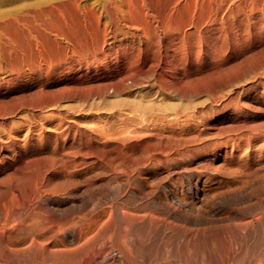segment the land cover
<instances>
[{"label": "bare ground", "instance_id": "6f19581e", "mask_svg": "<svg viewBox=\"0 0 264 264\" xmlns=\"http://www.w3.org/2000/svg\"><path fill=\"white\" fill-rule=\"evenodd\" d=\"M39 1L37 3H31L30 1H27L29 3L24 2L21 6L19 5L20 7H18V9H16L15 11L13 10L14 12L10 11V13L7 12L6 14L0 15V31L3 30L10 22L13 26L16 27V29L22 32L21 39L18 41H15L18 39V37H16L17 39H14V36L13 39H5L7 40V44H5V42L3 41L5 49L4 52L0 51V70L2 66L11 73L16 69L15 67L20 64L21 66H24L27 69H31L32 71H37L38 73H40L41 70L44 69L43 76L45 80H48L51 78V68L60 69L55 72L58 73L53 77V81H56V83L64 80L61 75L63 76L64 73L67 74L72 72V78L65 79V83H63L56 89H47V91L49 92H46V90L43 89V91H45H42L43 95L44 93H46V95L48 93V95L36 100V104L34 103L35 109L36 106L43 107L51 104L52 107L50 108H54L53 104H57L58 102H60V100L58 102L56 100L63 97L67 99H77L81 103L82 101L84 102L87 100L89 101L90 99L98 98L99 100L97 99V102L95 104L96 106L94 105L97 108V106L99 105L98 103L101 99H105L110 95L127 93L136 86L142 87V90L140 89V91L145 92V94L146 92L147 94L149 93L148 90L154 91V89H156L157 91H155V93L159 92L164 97H172V99L173 97L175 99L179 98V101L181 98H184L186 96L190 97V95L197 93L199 95V93H201V91L203 92L204 90H206V92L208 91L209 93L213 90L211 87H213L212 85L215 76L213 70L210 68V65H208L202 73H199V71L197 72L190 67L192 63H198V56L202 47V39L209 38L210 33L212 32L213 27L216 26L217 22L220 24L225 23L227 22L226 20H228L226 18L231 15L235 18L236 14L237 16H240V14H244L245 18H248L250 17L249 15H252L254 13L264 14V0H93L86 2L83 1L84 3H82V0H50L46 3H44L45 0L43 3H39ZM243 23H245V21ZM233 26H235V24ZM249 27H251V25ZM236 34H234V36ZM0 40L2 39L0 38ZM244 40L246 41V39ZM3 42L0 44H3ZM261 50H264V48H262ZM262 53H264V51H262ZM208 54L209 53H207V56H210ZM253 54L258 55L256 53ZM255 62L257 63V61ZM19 73H21V71ZM2 74H4V72ZM226 77H228V75ZM41 79L43 78L41 77ZM69 79L71 80L70 83L68 82ZM227 80L231 81V79L229 78ZM148 83H150V85H148ZM219 88L221 87L219 86ZM212 93L214 92L212 91ZM20 96V99H23L22 94ZM29 96L30 95H28V98ZM31 96L32 100L33 97H36L37 95ZM39 96H41V94ZM126 96L123 95V97H121L124 98ZM143 96L139 97L140 100L141 98H143ZM25 97L26 99H28L27 95ZM116 97L118 96H115L114 98ZM209 97L211 96L209 95ZM16 99H12L14 100L13 104L17 102H15ZM127 99L128 98H125L123 100L125 101ZM135 99L133 100L135 101ZM147 99L149 98H146V101ZM151 99H149L150 103H141L145 101L144 99V101H138V103L132 102L130 100V102L127 104L130 108L131 115L127 116L126 114V117L124 116V118L120 119V121L118 122H121V120L122 122L118 126L115 124V126L117 127L108 124V126H104V128L100 127V123H98V125L96 126H99V128L101 129L97 131L96 127L97 133L95 134H92L93 130L90 132V130H86V128H84L85 130L80 131L81 136L84 140L82 145L77 148H68V150L65 151H54L48 158L46 155L45 160L36 159L38 160L37 162H39V160H41L40 162H42V160L45 161L46 165L43 164L44 162L42 163L43 165L39 164L40 166L36 168V172L34 171V173H36V175L33 174V176L35 177H33L34 179L26 177L25 179L23 178L20 181H13L14 183L11 184L8 183V187L6 185L8 189H11L10 191H13V189L19 190L21 192V195L19 193L20 197L18 199L16 195L14 196V194L16 193V191H14V194L9 196L10 198H7L8 200H6L5 203L2 202L4 204V211L2 210L3 214L2 216L0 215V264H150L149 262H151L152 259H156L154 254L158 251V249H160L159 251H161V257L166 256L168 257V260L164 263L157 261V263L155 262L156 264H182L181 262L186 260L191 264H195L197 263V261H199V264H216L217 261L219 262L221 258L230 260L228 257L232 256H229V254L234 255L231 253V250L235 249L236 247L239 248V252L237 254L235 253V260L233 259V261H236L237 264L259 263V258L258 262L256 260H252L251 258H253L254 253H257L259 251H257L259 247L264 248V209L261 210V216L259 217L261 219V222L258 221L259 218L257 219L256 217H252L249 221L243 223L241 222L242 220H239L240 222L237 220L240 216H242V212H244V210H249L252 214V210L257 207L258 200H256L257 202L252 201V203L250 200H253L255 198L254 196L255 194H257L256 190L258 186L264 185V162L260 161L255 167H250V164H247L248 166L241 164L230 165L229 163H232L230 162V160L229 163L227 162L228 160L224 161V154L219 153L213 149H207V145L206 148H201V146H198V143V149H195L196 146H192V148L190 147L191 149H183L184 147L174 148V146L173 148H167L166 145L169 143L170 147V141L172 142L175 137L173 140L171 137H169L170 141L162 140L160 138L161 136H157L160 134H155L156 132L154 134L149 133V130L151 129L148 130L147 124L149 122L147 123L146 121L149 118L146 113L149 110H154V108H156V111L160 108L155 102L152 103ZM153 99H155L156 101V98ZM112 100L118 101L119 99L117 98ZM27 101L24 100L26 104ZM110 101L111 99H109L108 101L106 100L107 103L109 102L112 105L111 102L113 101ZM124 101L122 102L123 104H125ZM80 102H78L79 107L82 105H79ZM91 102L88 103L91 104ZM106 102L103 103L106 104ZM120 102L118 104H120ZM211 102L212 100L210 101V103ZM170 103L171 102H169V104ZM190 103V106H194L195 104V102H193L194 104ZM67 104L71 105L69 102ZM76 104H73V106L75 105V107L78 108ZM115 104L116 102L114 101V105ZM203 104L198 103V105H202V107ZM207 104L205 106H207ZM5 105L8 106L9 104L7 103ZM28 105L30 106L29 103ZM28 105L26 106L27 109ZM60 105L59 109L63 107H61ZM92 105L93 104H91V106ZM111 105L109 106L112 109L113 106ZM172 105L173 104H171L170 106ZM106 106L108 107V105ZM116 106L118 105H115L113 109ZM120 106L122 105L120 104ZM166 106L164 105V107ZM64 107L65 109L69 108L67 106ZM95 107L92 109H95V111H97ZM101 107L98 109H101ZM186 107L188 108L189 106L187 105ZM8 108L10 107H7L5 109H7L8 111ZM89 108H87V111H89ZM116 108L118 110L120 109L118 107ZM45 109L48 108L45 107L42 110ZM105 109L107 108H104V110ZM109 109L110 108H108L107 111L111 110ZM123 109L124 108H122L121 110ZM163 109L160 111L163 112ZM9 110L11 111V109ZM69 110L70 108L68 109V111ZM71 110L73 111V109ZM82 110L85 113L86 109ZM125 110L126 109H124L123 111ZM159 110L158 112H160ZM7 111H3L2 109L1 112L5 113ZM49 111L50 112L46 113L47 115L48 113H51V110ZM75 111L76 110H74V112ZM21 112H19V114H21ZM23 112L27 113L28 111ZM92 112L93 111H91V113ZM4 113H2V115ZM76 113L77 112H75V116ZM115 113L121 115V112L116 111ZM164 113H166V111H164ZM57 114L56 118L58 116ZM5 115L6 114H4V117H6ZM65 115L68 116V114ZM65 115L63 116L64 118ZM159 115H156V117ZM175 115L177 116L178 114L176 113ZM31 116L32 118H34L33 114ZM50 116H52V114ZM121 116H123V114ZM137 116L139 118H137ZM43 117L41 118V120L43 119ZM18 119L16 118L17 122ZM46 119L49 118L47 117ZM61 119L63 120V118ZM93 119H95V117ZM39 120L40 119H38V122ZM55 120L56 122L58 121L57 119ZM70 120H72V118ZM96 120L98 121V119H95V122ZM156 120H158V118ZM32 121L36 122L37 120L32 119ZM152 122L156 121L153 120ZM31 123L34 124V122ZM11 124L13 125V123H11L10 121V125ZM16 124L17 123L15 122L14 125ZM154 124L155 123H153L152 125ZM18 125L19 124H17V126ZM102 125L104 124L102 123ZM65 126L69 130L76 131V128L71 122ZM79 126L80 125H78V127ZM159 127L162 126L160 125ZM8 128H10L11 130V126ZM35 128H37V126H35ZM173 128H175V126ZM181 128L183 129V127ZM50 129L51 128H49V130ZM53 130L57 131L56 129ZM167 130L169 131V128ZM26 131L28 130L26 129ZM38 131H40V129ZM176 132H178V130ZM209 136L210 138H213L214 135ZM209 136L207 138H209ZM195 137L193 136V138ZM193 138L191 139H197ZM229 138L227 140H229ZM179 139L180 138H177V140ZM185 139H187V137ZM182 141L187 143V140H184V137ZM182 141L180 140V142ZM189 141L190 140L188 139V143ZM245 141L249 143L248 140ZM174 142H176V139ZM261 143L262 145H264V142ZM176 144H178V141L176 142ZM215 145L216 143L214 144V146ZM245 147L243 148L246 150L248 147ZM26 156L27 155H25V157ZM218 157H223L224 160L220 162H217L215 160L213 161L214 158L216 159ZM258 157H260V155ZM40 158H43V156ZM176 158H186L189 162L195 161L192 167H185V170H187L185 171V173L182 172L181 175H184V181L180 182L179 180L175 179L176 177L174 178L175 180L172 179L170 175L171 171L168 174H163L160 173L161 171L158 172L152 170L153 168L151 169V167H154L155 164L161 163L162 160L172 159L174 161V159ZM257 160L258 159H256V161ZM31 162L33 163V161ZM34 162L36 161L34 160ZM177 162H180V160H178ZM36 164L38 163H35V165ZM31 166L29 168H32ZM79 167L89 169L93 168V170H99L100 168L101 171L99 170V172H96V170H94V172L92 170V173H94L93 175H98L97 177L100 176L101 178H103L104 182L107 183V185H105L107 187L110 181L114 183H110L109 186L111 187L109 189L106 188L108 189L107 191L105 190L106 193L103 192V194L101 192V197L99 196L101 194L95 195L96 200L94 199V201L92 202L89 199L90 197L88 198V192H86L88 199L86 197V199L81 198L78 196L80 193H77L78 195L75 193L77 192V190H79L77 189L78 182L74 180L75 178L73 179L72 177L73 172L77 168L79 169ZM156 167L158 168V166ZM23 168L24 166L21 167L20 170ZM29 168L27 167V169ZM15 170L16 168H14V171ZM181 171L183 170L181 169ZM16 172L17 171L12 173L17 179L16 175L18 173ZM50 172L56 174L53 180L49 178L50 176L48 177V173ZM7 174H10V172ZM52 174L50 175L52 176ZM87 175L85 178H87ZM25 176L23 175V177ZM94 176L92 178L88 176V178H90L89 180H94L95 178H97H94ZM6 177H8V175H6ZM10 177H12V175ZM184 178L182 176L181 179ZM9 180L10 179H8V181ZM102 181L100 182V184H105ZM9 182H11V180ZM87 182L88 181H86V184ZM0 184L2 186L3 183ZM93 185L91 184L90 187L92 188ZM157 185H160V188L162 186V192L158 191L160 188L157 190ZM87 186H85V188ZM94 187H99V185ZM95 189L96 188L92 190L93 194L91 195L93 196L95 194L94 191H96ZM99 189H101V187H99ZM98 191H102V189L97 190V192ZM261 195L262 198H264V193L260 194V196ZM98 196L100 198L97 199ZM1 201L5 200L3 199ZM244 201L250 202H247L248 204L246 206L238 205L237 207L236 205H234V207L232 206V208L230 209H228L227 207V210L225 212L223 211L228 204H238L243 203ZM258 204L264 206L260 204V202ZM2 211L0 212L2 213ZM255 211L256 210H254V212ZM258 212L259 211L255 213L258 214ZM245 216H247L246 212ZM230 219H237V222L231 221ZM209 220H215L217 222L224 220L226 222V220H230V223L232 222V224L234 225V229H232L233 227L231 228L229 226L233 230V234L235 236L233 237V240L235 238L234 243H232V239H229V236H227L226 234L224 235L223 233L222 235L220 233V229L219 234L222 235L221 237L223 238L224 243L223 240H221V242L219 243L224 244V248L222 247L223 250L221 248L216 249L215 247H212V245L208 244V241H210V239L205 236L206 233L204 231L203 232L205 233V235L203 233L202 238H199V232L197 238L195 235L196 233L193 234L192 231H188L187 229H185L184 231H175L173 229L177 227V223L179 222H184L188 225L195 223H206ZM209 222L211 223V221ZM169 224L172 225V227L170 226L171 228L169 227ZM228 224L226 226H228ZM187 225L186 227L189 226ZM198 225L200 226L201 224ZM255 226L258 228V234L255 233ZM190 227L191 225L189 226V230ZM209 228H211V226ZM195 229L193 230L194 232H196ZM167 230L170 231H168L167 233ZM205 231H207V229ZM231 232L229 231V233ZM208 233L209 232H207V234ZM230 236L232 237V234ZM221 237L219 238L221 239ZM217 238L218 237L215 238L216 241H218ZM212 240H214V238ZM231 243L234 244L235 247L233 246L232 248ZM153 256L154 258H152ZM156 256L159 255L156 254ZM166 257L163 259H166ZM256 257L258 256H255V258ZM260 257L262 258L261 263L264 264V255L261 254ZM222 260L225 262L224 259ZM155 263L153 262L152 264Z\"/></svg>", "mask_w": 264, "mask_h": 264}, {"label": "rangeland", "instance_id": "374dc122", "mask_svg": "<svg viewBox=\"0 0 264 264\" xmlns=\"http://www.w3.org/2000/svg\"><path fill=\"white\" fill-rule=\"evenodd\" d=\"M27 1H30L31 3H34L35 1L34 0H0V15H3V14H6L7 12L8 13H10V11L11 12H14L16 9H18V7H20L24 2L26 3ZM32 1H34V2H32ZM39 0H37L35 3H37ZM50 0H45V2H44V0H40L39 1V3H46V2H49ZM86 2V1H93V0H82V3H84V2ZM27 3H29V2H27ZM20 5V6H19ZM6 7V8H5ZM14 10V11H13ZM261 15V16H260ZM250 17H246L245 18V15L244 14H240V16H237V14L235 15V18L231 15V16H229V17H227L226 19H228V20H226L227 22H225V23H222V24H220V23H218L217 22V24H216V26H214L213 27V29H212V32L210 33V36H209V38H204V39H202V41H201V50H200V54H199V56H198V63L197 64H191L190 65V67H191V69H194V70H196L197 72L199 71V73H202L205 69H206V67L208 66V65H210V68L213 70V73H214V81H213V87H211L212 89V91L214 92V93H212V91L211 92H209L208 93V91L206 92V90H204L203 92L201 91V93H199V95H198V93L197 94H193V95H190V97H188V96H186V97H184V98H181L180 99V101L178 100L179 98H174L173 97V99H172V97H164L163 95H161L159 92H157V93H155V91H157L156 89H154V91H150V90H148V94L150 95H148L147 94V92H146V94H145V92H143V91H140V89L142 90V87H138V86H136V87H134L133 89H131L129 92H127V93H121V94H119V95H110L109 97L107 96L105 99H101L100 101H99V107L97 106V108L95 107L96 105V102H97V99H90L89 101L87 100V101H82V103L80 102V101H78L77 99H67V98H59V99H57L56 101L58 102L59 100H60V102H55V103H57V104H53V107L54 108H50V107H52V104L51 105H47V106H49V107H47V106H43V107H37L36 106V109L38 110V112H37V110L34 108L35 106V104H36V100H38V99H40V98H43L44 96H47L48 95V93H47V95H46V93H44V95H43V92H45V91H43V89H45L46 90V92H49V91H47V89L48 90H54V89H56L57 87H59L60 85H62L63 83H65L64 81H65V79H68V78H72V72L71 73H64L63 74V76L61 75V77L64 79V80H62V81H60V82H58V83H56V81H53V77L55 76V74H57V73H55L56 71H58V70H60V69H53V68H51V73H50V76H51V78L50 79H48V80H45V78H44V69H42L41 70V72L40 73H38L37 71H32L31 69H27V68H25L24 66H21L20 64V66L19 65H17L15 68V70L13 71V72H9V71H7V69H5V68H3L2 66H1V72L3 73L4 72V74H2L1 72H0V109H1V111H2V109H3V111L4 110H6L7 111V109H5V108H7V107H10V108H8V113L7 112H1L0 114L2 115V113H4V114H6L5 116L6 117H4V114L1 116V118H0V183H3L2 184V186H1V184H0V202L2 203V202H6V200H8L10 197L9 196H11V195H13L14 194V191H16V193L14 194V196L16 195V197L19 199V197H20V195H21V192L19 191V190H15V189H13V191H10L11 189L9 188H7L8 187V185L9 184H11V183H14V182H17L18 180L20 181L21 179H25L26 177H28V178H33L34 176H33V174L34 175H36V173H34V171L36 172V168L37 167H39L40 165H43V164H45L46 165V163H45V161H43V160H45V158H46V155H47V158L51 155V153H53L54 151H65V150H68V148H77V147H79L80 145H82V143H83V137L81 136V130H85L84 128H86V130L88 129V130H90V132L92 131V134H95V133H97V131H99V129H101V128H99V126L100 127H106V126H108V124H111V125H113L114 127H117L119 124H121V122H122V120H121V122H118V121H120V119H122V118H124V116L126 117V114H127V116H129V115H131L130 114V108L128 107V104L127 103H129L130 102V100L132 101V102H136V103H138V101L139 102H141V101H144V102H141V103H150V100L149 99H151V102L152 103H156V104H158V107H162V104H163V107L160 109V110H162L163 108V110L164 111H166V113H164V111L163 112H161L159 109V111L160 112H158V110L156 111L155 109L156 108H154V110H149L146 114H147V116H148V120L146 121L148 124V130L149 129H151V130H149L148 132L149 133H155V134H160V135H157V136H161L160 138L162 139V140H168V141H170V138L169 137H171L172 138V140L174 139V137H175V139H176V142L178 141V144H176V142H174L175 141V139L171 142L170 141V143H171V145H170V147H169V143L166 145V147L167 148H173V146H174V148L175 147H177V148H183V149H191L192 148V146L193 147H195V149H198L197 147L198 146H201V148H206L207 146V149H213V150H215V151H217V152H219V153H222V154H224V159H223V157H218V158H214L213 159V161L215 160V161H217V162H220V161H222V160H224V161H227L228 163H229V160H230V162H232V163H229L230 165H233V164H235V165H246V166H248L249 164V166L250 167H255V166H257L258 165V163L261 161V162H264V159H262V158H264V145H262V143L261 142H264V138H262V137H264V136H262V135H264V61H262V60H264V55H262V54H264V53H262V51H264V50H261L262 48H264V43H262V42H264V17H262V16H264V14H261V13H254V14H252V15H249ZM254 16V17H253ZM258 17V18H257ZM232 18H233V20H232ZM242 18V19H241ZM237 19V20H236ZM237 22H235V21ZM239 20V21H238ZM249 20H250V22H249ZM254 20V21H253ZM245 21V23H243ZM262 21V22H261ZM232 22V23H231ZM235 22V23H234ZM259 22V23H258ZM242 23H243V25H242ZM254 23H257V24H254ZM229 24H230V26H229ZM235 24V26H233ZM239 24V25H238ZM222 25V26H221ZM238 25V26H237ZM251 25V27H249ZM254 25V26H253ZM256 25H258V26H256ZM9 26H10V28H9ZM232 26H233V28H232ZM240 26V27H239ZM9 29H8V28ZM222 27V28H221ZM228 27V28H227ZM242 27V28H241ZM245 27V28H244ZM14 28V29H13ZM245 30H244V29ZM256 28V29H255ZM261 28V29H260ZM217 29V30H216ZM253 29V30H252ZM228 32H227V31ZM4 31H6V32H4ZM227 33H226V32ZM234 31V32H233ZM251 31V32H250ZM220 32V33H219ZM245 32V33H244ZM261 32V33H260ZM5 33V34H4ZM17 33H18V35H17ZM236 33H238V34H236ZM8 36H7V35ZM234 34H236L235 36H234ZM257 34H258V36H257ZM260 34V35H259ZM2 35V36H1ZM11 35V36H10ZM16 35V36H15ZM21 35H22V32H20L18 29H16V27L15 26H13L12 25V23H8V25L3 29V30H1L0 31V38L2 39V40H0V43H2L3 41L5 42V44H7L6 42H7V40L9 39H13V36H14V39H17L16 37H18V39L17 40H15V41H18V40H20L21 39ZM227 35V36H226ZM20 36V37H19ZM237 37V38H236ZM248 37V38H247ZM261 37V38H260ZM241 38V39H240ZM252 38V39H251ZM5 39H7V40H5ZM228 39H229V41H228ZM244 39H246V41L244 40ZM259 39V40H258ZM212 40V41H211ZM262 41V42H261ZM4 42H3V44H0V46L2 47H0L1 48V50L0 51H3L4 52V49H5V45H4ZM216 42V43H215ZM239 44H238V43ZM253 44H252V43ZM246 43H249V44H246ZM259 43H261V44H259ZM258 44V45H257ZM4 45V46H3ZM251 46V47H250ZM253 46V47H252ZM255 46V47H254ZM208 47V48H207ZM243 47V48H242ZM245 48V49H244ZM253 49V50H252ZM256 49V50H255ZM209 51V52H208ZM203 53V54H202ZM207 53H209L208 55H210V56H207ZM228 53V54H227ZM253 53H256V54H258V55H255V54H253ZM219 54V55H218ZM261 56V57H260ZM259 60V61H258ZM255 61H257V63L255 62ZM210 63V64H209ZM217 63V64H216ZM240 65H241V67H240ZM236 66V67H235ZM19 67V68H18ZM21 67H22V69H21ZM222 67V68H221ZM244 67V68H243ZM26 70H25V69ZM230 68V69H229ZM237 68V69H236ZM19 69V70H18ZM200 69V70H199ZM241 69H243V70H241ZM239 70V71H238ZM16 71V72H15ZM21 71V73H19ZM29 71V72H28ZM7 72H8V74H7ZM32 73V74H31ZM225 73V74H224ZM241 73V74H240ZM228 75V77H226L227 75ZM2 75H3V77H2ZM8 78H7V77ZM41 77L43 78V79H41ZM232 77V78H231ZM236 77V78H235ZM225 78V79H224ZM231 79V81L230 80H227V79ZM69 79V83L71 82V80ZM20 80H22V81H20ZM42 80V81H41ZM224 80V81H223ZM227 80V81H226ZM225 82V83H224ZM221 83H223V84H221ZM215 84V85H214ZM148 85H150V83H148ZM218 86V88H217V86ZM38 86V87H37ZM219 86L222 88H219ZM25 87V88H24ZM35 87V88H34ZM39 88V89H37V88ZM42 87V88H41ZM216 87V88H215ZM28 88V89H27ZM23 89V90H22ZM26 89V90H25ZM42 89V90H41ZM147 89H149V88H147ZM220 89V90H219ZM3 92H2V91ZM31 90V91H30ZM137 92H136V91ZM21 91V92H20ZM28 91V92H27ZM43 91V92H42ZM134 91V92H133ZM216 91V92H215ZM18 92V93H17ZM154 92V93H153ZM206 92V93H205ZM26 93V94H25ZM28 93H30V94H28ZM32 93V94H31ZM34 93H35V95H34ZM37 93V94H36ZM134 93V94H133ZM153 93V94H152ZM211 93V94H210ZM10 94V95H9ZM16 94V95H15ZM22 94V97H23V99H20L21 98V95ZM41 94V96H39V95ZM138 94V95H137ZM145 94V95H144ZM207 94V95H206ZM214 94V95H213ZM216 94V95H215ZM219 94V95H218ZM19 95V96H18ZM24 95V96H23ZM27 95V98H28V95H33V96H36V97H33V99L31 100V98H32V96L30 97L29 96V98L28 99H26V96ZM123 97V95L124 96H126V97H124V98H122L121 96ZM133 95V96H132ZM138 97H137V96ZM146 97V98H149V99H147V101H146V98L144 97V96ZM155 96V97H153V96ZM209 95L212 97H209ZM39 96V97H38ZM115 96H118V97H116V98H114ZM120 96V97H119ZM140 96H143V98H141V100H140ZM148 96V97H147ZM162 96V97H161ZM216 98H215V97ZM11 97H13V98H10ZM38 97V98H37ZM112 97V98H111ZM158 97V98H157ZM8 98V99H7ZM17 98V99H16ZM35 98V99H34ZM119 99L120 101H121V99H122V101L120 102L119 100L117 101V100H114L115 102H116V104L115 105H118V106H116V107H118V108H120L119 110L115 107L114 109H113V107L115 106L114 105V101L112 100V99ZM125 98H128L127 100H123V99H125ZM130 98V99H129ZM136 98V99H135ZM137 98H139V99H137ZM153 98H156V101H155V99H153ZM160 98V99H159ZM167 98V99H166ZM207 98V99H206ZM211 98V99H210ZM3 99H4V101H3ZM6 99V100H5ZM12 99H16L15 100V104H13V102H14V100H12ZM18 99H20V100H18ZM65 99V100H64ZM109 99H111V101H113V102H111L112 103V105L108 102H106V100L108 101ZM133 99H135V101L133 100ZM144 99V100H143ZM163 99V100H162ZM164 99H166V100H164ZM190 99H191V101H190ZM217 99V100H216ZM9 100V101H8ZM24 100H28L27 101V104H26V102H24ZM62 100V101H61ZM73 102H72V101ZM80 102L79 103V105L80 104H82V105H84V106H78V102ZM93 100V101H92ZM94 100H95V102H94ZM99 100V99H98ZM104 100V101H103ZM129 100V101H128ZM137 100V101H136ZM149 100V101H148ZM159 102H161V103H159ZM173 100V101H172ZM176 100V101H175ZM187 100V101H186ZM212 100V102L210 103V101ZM215 100V101H214ZM77 103H75V102ZM92 101V102H91ZM106 102V104L105 103H103V102ZM124 101V103L125 104H123L122 102ZM128 101V102H127ZM164 103H163V102ZM214 101V102H213ZM70 103L71 105H69V104H67V103ZM91 102V104H93L92 106H91V104H89V103ZM94 102V103H93ZM120 102V104L122 105V106H120V104H118ZM158 102V103H157ZM169 102H171L170 104H169ZM191 102V103H190ZM193 102H195V104L193 103ZM204 104H203V103ZM216 102V103H215ZM9 104L8 106L7 105H5V104ZM11 103V104H10ZM28 103L30 104V106L28 105ZM35 103V104H34ZM61 105H60V104ZM63 103V104H62ZM88 103V104H87ZM167 103H168V105H167ZM185 103V104H184ZM189 103L190 104H194V106H190L189 105ZM198 103L200 104H203V107H202V105H198ZM208 103V104H207ZM211 105H210V104ZM4 106H3V105ZM24 104H25V108L27 109V105H28V109L26 110L25 108H24ZM73 104H76V106H78V108H80V109H78L77 107H75V105L73 106ZM126 104H127V107H126ZM161 104V105H160ZM171 104H173L172 106H170ZM175 104V105H174ZM189 106L188 108L186 107L187 105ZM207 104V106H205ZM20 105H22V106H20ZM55 105V106H54ZM59 105L62 107L61 109H59ZM87 105V106H86ZM88 105H90V106H88ZM95 105V106H94ZM105 105V106H104ZM106 105H108V107L106 106ZM109 105H111V106H113L112 107V109H113V111H112V109H111V107L109 106ZM160 105V106H159ZM164 105L166 106V107H164ZM178 107H177V106ZM184 105V106H183ZM186 105V106H185ZM208 105H210L211 106V108H210V106H208ZM20 106V107H19ZM64 106H67V107H69L70 108V110L68 111V109L69 108H66L65 109V107ZM73 106V107H72ZM97 109V111H95V109H92V108H94V107ZM102 106V107H101ZM120 106V107H119ZM174 106H176V107H174ZM183 106V107H182ZM212 106H214V107H212ZM12 107V108H11ZM31 107H33V108H31ZM48 108V109H45V110H42L43 108ZM85 107V108H84ZM89 107H91V108H89ZM101 107V109H98V108H100ZM124 108V109H126L125 111H123V110H121L122 108ZM157 107V106H156ZM167 107H169V108H167ZM191 107V108H190ZM201 107V108H200ZM205 107H206V109H205ZM209 107V108H208ZM14 108V109H13ZM18 108V109H17ZM87 108H89V111H87ZM104 108H107V109H105L104 110ZM108 108H110L109 110L110 111H107L108 110ZM199 108V109H198ZM204 108V109H203ZM9 109H11V111L9 110ZM32 109V110H31ZM40 109V110H39ZM65 109V110H64ZM71 109H73V111L71 110ZM82 109H86L85 110V113H84V111L82 110ZM117 109V110H116ZM167 109V110H166ZM178 109H180V110H178ZM201 109V110H200ZM17 110V111H16ZM31 110V111H30ZM49 110H51V113H48V115L46 114L47 112H50ZM54 110H56V111H54ZM74 110H76L75 112H77L76 113V116H75V112H74ZM79 110H81V111H79ZM129 110V111H128ZM178 110V111H177ZM14 111H16V112H14ZM23 111H28L27 113H25V112H22ZM36 111V112H35ZM44 111H45V113H44ZM59 111V112H58ZM73 113H72V112ZM91 111H93L92 113H91ZM109 112V113H107V112ZM121 112L120 114L122 115L123 114V116H121V115H119L118 113H115V112ZM156 111V112H155ZM203 111V112H202ZM209 111V112H208ZM10 112H12V113H10ZM19 112H21V114H19ZM30 112V113H29ZM39 112H40V114H39ZM42 112V113H41ZM54 112H55V114H54ZM62 112V113H61ZM66 112V113H65ZM69 112V113H68ZM80 112V113H79ZM96 112V113H95ZM111 112V113H110ZM160 114H158V113ZM180 112V113H179ZM182 112V113H181ZM11 115H10V114ZM17 113V114H16ZM45 114V116H44V114ZM58 113V114H57ZM72 113V114H71ZM100 113V114H99ZM105 113V114H104ZM114 113V114H113ZM125 113V114H124ZM149 113V114H148ZM151 113H152V115H151ZM155 115H154V114ZM164 113V114H163ZM168 113V114H167ZM173 113V114H172ZM177 113L178 115L176 116L175 114ZM184 113V114H183ZM210 113V114H209ZM7 114H9V115H7ZM12 114H14V115H12ZM21 116H19V115ZM27 114V115H26ZM29 114V115H28ZM34 115L33 117L34 118H32V116L31 115ZM39 114V115H38ZM42 114V115H41ZM52 114V116H50V115ZM56 114L58 115L57 116V118H56ZM65 114H68V116L67 115H65ZM88 116H87V115ZM99 114V115H98ZM139 114H140V112H139ZM145 114V113H144ZM24 115V116H23ZM27 117H26V116ZM41 115V116H40ZM53 115H55V116H53ZM65 115V118L63 117ZM79 115V116H78ZM104 115V116H103ZM154 115V116H153ZM156 115H159L160 116V118H159V116H157L156 117ZM162 115V116H161ZM164 115V116H163ZM165 115H166V117H165ZM175 115V116H174ZM205 117H204V116ZM14 116H15V118H14ZM22 116H23V119H22ZM37 116V117H36ZM39 116V117H38ZM44 116V117H43ZM62 116V117H61ZM93 116V117H92ZM97 116V117H96ZM100 116H102V117H100ZM143 116V115H142ZM141 116V117H142ZM147 116H146V118H147ZM151 116V117H150ZM180 116V117H179ZM4 117V118H3ZM29 117V118H28ZM43 117V119L41 120V118ZM48 117L49 119H46V118ZM52 117H54V118H52ZM60 117V118H59ZM79 117H81V118H79ZM85 117V118H84ZM95 117V119H98V121L96 120V122H95V119H93ZM105 117V118H104ZM121 117V118H120ZM140 117V118H141ZM144 117H145V115H144ZM156 117V118H155ZM12 118V119H11ZM14 118V119H13ZM16 118L18 119V122L16 121ZM21 118V119H20ZM36 118V119H35ZM59 118V119H58ZM61 118H63V120L61 119ZM68 118H69V120L72 118V120H68ZM74 118V119H73ZM90 118V119H89ZM92 118V119H91ZM101 118H103V119H101ZM137 118H139L138 116H137ZM158 118V120H160V121H158V120H156ZM161 118H162V120H161ZM3 119V120H2ZM25 119V120H24ZM31 119V120H30ZM32 119L33 120H37L36 122L35 121H32ZM38 119H40L39 120V122H38ZM52 119V120H51ZM55 119H57L58 121L56 122V120ZM61 119V120H60ZM79 119V120H78ZM82 119V120H81ZM88 119V120H87ZM119 119V120H118ZM13 120H15V121H13ZM22 120H23V122H22ZM31 122H34V124L33 123H31ZM81 120V121H80ZM94 120V121H93ZM99 120H100V122H99ZM109 120V121H108ZM114 120V121H113ZM153 120H155L156 122H152ZM10 121H11V123H13V125L11 124L10 125ZM29 123V125H28V123ZM85 123H84V122ZM86 121H88V122H86ZM161 121H162V123H161ZM164 121H166V122H164ZM15 122L17 123V124H19L18 126H17V124L16 125H14L15 124ZM26 122V123H25ZM48 122H49V124H48ZM61 122V123H60ZM72 123L73 125H74V127L76 128V131H72V130H69L65 125H67L68 123ZM81 124H80V123ZM94 122V123H93ZM107 122H109V123H107ZM207 122H209V123H207ZM21 123V124H20ZM39 125H37V124ZM40 123H41V125L42 126H44V127H42L41 125H40ZM46 123V124H45ZM52 123V124H51ZM56 123V124H55ZM57 123H58V125H57ZM80 125L79 127H78V125ZM82 123H83V126H82ZM89 123V124H88ZM98 123H100L99 124V126H96V125H98ZM102 123L104 124V125H102ZM107 123V124H106ZM153 123H155L154 125H152ZM3 124V125H2ZM7 124H9V125H7ZM24 124H26V125H24ZM62 124H63V126H62ZM91 124V125H90ZM115 124L117 125V126H115ZM151 124V125H150ZM158 124V125H157ZM163 124H164V126H163ZM166 124V125H165ZM207 124V125H206ZM4 125H6V126H4ZM34 125V126H33ZM76 125V126H75ZM152 126V127H150V126ZM162 126V127H159V126ZM182 125V126H181ZM185 125V126H184ZM206 125V126H205ZM11 126V130H10V128H8V127H10ZM35 126H37V128H35ZM41 126V127H40ZM60 126V127H59ZM95 126V127H94ZM175 126V128H173ZM204 126V127H203ZM5 127V128H4ZM12 127H13V129H12ZM15 127V128H14ZM19 127V128H18ZM24 127V128H23ZM26 127V128H25ZM34 127V128H33ZM45 127H49V128H53V129H56L57 131H54L53 129L51 130H49V128H48V130H47V128H45ZM55 127V128H54ZM89 127V128H88ZM91 127V128H90ZM94 127V128H93ZM96 127H97V131H96ZM104 127V128H105ZM164 127V128H163ZM178 127V128H177ZM180 127V128H179ZM181 127H183V129L181 128ZM191 127V128H190ZM195 127V128H194ZM198 127H200V128H198ZM202 127V128H201ZM33 128V129H32ZM42 128V129H41ZM159 128V129H158ZM169 128V131L167 130ZM197 128V129H196ZM207 128V129H206ZM3 129V130H2ZM26 129L28 130V131H26ZM31 129V130H30ZM37 129V130H36ZM40 129V131H38ZM66 129V130H65ZM95 129V130H94ZM155 131H154V130ZM158 129V130H157ZM179 129H181V130H179ZM200 129V130H199ZM7 130V131H6ZM9 130V131H8ZM14 130V131H13ZM23 130V131H22ZM36 130V131H35ZM161 130V131H160ZM164 130H166V131H164ZM174 130V131H173ZM178 130V132H176ZM184 131V133H183V131ZM196 130H198V131H196ZM3 131V132H2ZM43 131V132H42ZM62 131V132H61ZM158 131V132H157ZM171 131V132H170ZM173 131V132H172ZM180 131H181V133H180ZM189 131V132H188ZM208 131V132H207ZM3 133V135H2V133ZM10 132V133H9ZM24 132H26V133H24ZM37 132H38V134H37ZM94 132V133H93ZM170 132V133H169ZM174 132H175V134H174ZM187 132V133H186ZM195 132V133H194ZM198 132H199V135H198ZM204 132V133H203ZM6 133V134H5ZM12 133V134H11ZM40 133V134H39ZM45 133V134H44ZM55 133H57V134H55ZM60 133V134H59ZM77 133V134H76ZM164 133V134H163ZM178 133H179V135H178ZM194 133V134H193ZM201 133H202V135H201ZM205 133H206V135H205ZM212 133V134H211ZM12 136H11V135ZM13 134H14V136H13ZM16 134V135H15ZM169 135V136H167V135ZM172 134V135H171ZM9 135V136H8ZM21 135V136H20ZM174 135V136H173ZM179 137H178V136ZM181 135V136H180ZM183 135V136H182ZM190 135H192V136H190ZM195 135H196V137H195ZM209 135H214L213 136V138H210V136ZM223 135V136H222ZM235 135V136H234ZM241 135V136H240ZM244 135V136H243ZM261 135V136H260ZM3 136V137H2ZM16 136V137H15ZM18 136V137H17ZM25 136H27V137H25ZM68 136V137H67ZM76 136V137H75ZM163 136V137H162ZM167 136V137H166ZM173 136V137H172ZM176 136H177V138H180L179 140H177V138H176ZM193 136L195 137V138H193ZM201 136V137H200ZM204 136V137H203ZM209 136V138H207ZM225 136V137H224ZM230 138H229V137ZM240 136V137H239ZM253 138H252V137ZM8 137H10V138H8ZM11 137H13V138H11ZM183 137H184V140H187V143H185L184 141H182V139H183ZM187 137V139H185ZM189 137H191V138H193V139H196V140H192L191 138H189ZM202 138V139H200V138ZM250 138V140H249V138ZM259 137V138H258ZM8 138V139H7ZM37 140H36V139ZM75 138H76V140H75ZM164 138V139H163ZM221 138V139H220ZM229 138V140H227ZM236 138V139H235ZM238 138V139H237ZM2 139H4V140H2ZM7 139V140H6ZM22 139V140H21ZM72 139V140H71ZM82 139V140H81ZM188 139L190 140L189 141V143H188ZM199 139V140H198ZM208 139H209V141H208ZM225 139H226V141H225ZM234 139V140H233ZM243 139V140H242ZM248 140V142L249 143H247V141H245V140ZM256 139V140H255ZM258 139V140H257ZM261 139V140H260ZM32 140V141H31ZM36 140V141H35ZM74 140V141H73ZM180 140L182 141V142H180ZM201 140V141H200ZM203 140V141H202ZM206 140H207V142H206ZM214 142H213V141ZM223 142H222V141ZM237 140H238V142H237ZM240 140H242V141H240ZM255 140V141H254ZM58 141V142H57ZM195 141V142H194ZM220 143H218V142ZM232 141V142H231ZM235 141V142H234ZM192 142H193V144H192ZM206 142V143H205ZM209 142H210V144H209ZM245 142V143H244ZM256 142H258V143H256ZM74 143V144H73ZM77 143V144H76ZM174 143V144H173ZM182 143V144H181ZM191 143V144H190ZM195 143V144H194ZM197 143H198V146H197ZM201 143V144H200ZM203 143V144H202ZM212 143V144H211ZM216 143V145L214 146V144ZM61 144V145H60ZM173 144V145H172ZM176 144V145H175ZM182 146H181V145ZM185 144H187V145H185ZM205 144V145H204ZM238 144V145H237ZM243 144V145H242ZM254 146H253V145ZM71 145V146H70ZM74 145V146H73ZM184 145V146H183ZM207 145V146H206ZM256 145V146H255ZM2 146V147H1ZM64 146V147H63ZM186 146V147H185ZM205 146V147H204ZM209 146H210V148H209ZM212 146V147H211ZM235 146V147H234ZM248 147L246 150L243 148V147ZM11 147V148H10ZM63 147V148H62ZM67 147V148H66ZM191 147V148H190ZM242 147V148H241ZM245 147V148H246ZM260 147V148H259ZM65 148V149H64ZM215 148V149H214ZM241 148V149H240ZM262 148V149H261ZM9 149V150H8ZM13 149V150H12ZM34 149V150H33ZM194 149V148H193ZM229 149V150H228ZM238 149H239V151H238ZM243 149V150H242ZM257 149V150H256ZM259 149V150H258ZM29 150V151H28ZM228 150V151H227ZM231 150V151H230ZM16 151V152H15ZM234 151V152H233ZM241 151V152H240ZM259 151V152H258ZM261 151V152H260ZM11 152V153H10ZM246 154H245V153ZM253 152V153H252ZM254 152H256V153H254ZM21 153V154H20ZM48 153H50V154H48ZM227 153H229V154H227ZM239 153V154H238ZM241 153V154H240ZM252 153V154H251ZM30 154V155H29ZM44 154V155H43ZM260 155V157H258L259 155ZM25 155H27L26 157H25ZM38 155V156H37ZM232 155V156H231ZM238 155H240V156H238ZM242 155V156H241ZM243 155H244V157H243ZM247 155H249V156H247ZM253 155V156H252ZM254 155H256V156H254ZM33 156H34V159H33ZM43 156V158H40V157H42ZM230 156V157H229ZM38 157V158H37ZM232 157V158H231ZM234 157V158H233ZM242 157V158H241ZM250 157V158H249ZM254 157H256V158H254ZM258 157V158H257ZM30 158V159H29ZM236 158V159H235ZM240 158V159H239ZM31 159H33V160H31ZM36 159H43L42 160V162H40L41 160H39V162H37L38 160H36ZM239 159V160H238ZM246 159V160H245ZM251 159V160H250ZM256 159H258L257 161H256ZM260 159V160H259ZM33 161V163L31 162V161ZM34 160L36 161V162H34ZM172 160V159H171ZM162 160V164L161 163H159V164H155L154 165V167H151V169L152 170H154V171H158V172H160V173H163V174H168L170 171H171V173H170V175H171V178L172 179H174L175 177V179H177V180H179L180 182L181 181H184L185 180V178H184V175H181L182 174V172L183 173H185V171H187V170H185V167H192L193 166V163H195V161H192V162H189L188 161V159H183V158H176V159H174V161L172 160ZM178 160H180V162H177ZM187 163H186V162ZM243 161V162H242ZM26 162V163H25ZM44 162V163H43ZM175 162V163H174ZM184 164H182V163ZM237 162V163H236ZM250 162V163H249ZM252 162V163H251ZM254 162H256V163H254ZM29 163V164H28ZM35 163H38V164H36L35 165ZM43 163V164H42ZM165 163H167V164H165ZM181 165H179V164ZM192 163V164H191ZM244 163V164H243ZM21 164H22V166H21ZM40 164V165H39ZM174 164V165H173ZM177 164V165H176ZM248 164V165H247ZM256 164V165H255ZM29 168L31 165V167L32 168H29V169H27V167ZM166 165V166H165ZM168 165V166H167ZM172 165V166H171ZM188 165V166H187ZM19 166V167H18ZM24 166V168L26 169H21L20 170V168L21 167H23ZM156 166H158V168L156 167ZM160 166V167H159ZM165 166V167H164ZM180 166V167H179ZM183 166V167H182ZM167 167V168H166ZM182 167V168H181ZM14 168H16V170L15 171H17L16 173H18L16 176H17V179L14 177L15 175L13 174L15 171H14ZM155 168V169H154ZM169 168V169H168ZM6 169V170H5ZM158 169V170H157ZM166 169V170H165ZM174 169V170H173ZM176 169H178V170H176ZM181 169L183 170V171H181ZM8 170V171H7ZM77 170V171H76ZM74 172H73V174H72V177H73V179L74 180H76L77 182H78V184H77V189H79V190H77V192H75L76 194L77 193H80L78 196L79 197H81V198H84V199H86L87 198V194H88V198L91 200V202L92 201H94V199L96 200V196L95 195H98V194H101V195H99L100 197L102 196V193L104 192V193H106L105 192V190L107 191L111 186H109L110 185V183H114V182H111L110 181V183H108L109 185H108V187L107 186H105V185H107V183H105L104 182V179L103 178H101L100 176V178L99 177H97V176H94L93 174L94 173H92L94 170H96V172H99V170L101 171V169L99 168V170L98 169H94L93 170V168H91V169H89V168H84V167H79V169L77 168ZM86 170H87V172H86ZM90 170V171H89ZM93 170V171H92ZM165 170V171H164ZM173 170V171H172ZM24 171H28L27 173L26 172H24ZM30 171V172H29ZM163 171V172H162ZM10 172V174L12 175V177H10L11 175L10 174H7V173H9ZM13 172V173H12ZM22 172V173H21ZM32 172V173H31ZM82 172V173H81ZM85 172V173H84ZM95 172V171H94ZM5 173H6V175H8V177H6V175H5ZM15 173V174H16ZM53 172H50V173H48V177L51 179V180H53L54 178H55V176H56V174H52ZM88 175H87V174ZM92 173V174H91ZM177 173H179V174H177ZM25 174H26V176H25ZM27 174H29V175H27ZM32 176H31V175ZM50 174H52V176L50 175ZM92 176H91V175ZM23 175L25 176V177H23ZM86 175H87V178H85L86 177ZM180 175H181V177H180ZM18 176H19V178H18ZM21 176V177H20ZM88 176L89 177H93L94 176V178L95 177H97V178H93L94 180H89L90 178H88ZM173 176V177H172ZM177 176H178V178H177ZM182 176H183V178L184 179H181L182 178ZM6 177V178H5ZM52 177V178H51ZM79 177V178H78ZM84 177V178H83ZM14 178H15V180H14ZM35 178V177H34ZM33 178V179H34ZM8 179H10L11 180V182H9L8 181ZM13 179V180H12ZM80 179V180H79ZM83 179H84V181H83ZM88 179V180H87ZM103 181H102V180ZM174 179V180H175ZM88 181L87 182V184H88V186H87V184H86V181ZM3 181V182H2ZM14 181V182H13ZM92 181V182H91ZM95 181V182H94ZM97 181V182H96ZM99 181V182H98ZM104 182L105 184H103V183H101L102 184V186H101V184H100V182ZM9 183V184H8ZM93 185V187L94 186H98L99 185V187H101V189H102V191H98L97 192V190H101V189H99V187H94V188H96L95 190L96 191H94V196L93 195H91V194H93V192H92V190H94V188L92 187H90V185L91 184ZM5 184V185H4ZM96 184H98V185H96ZM6 185H7V187H6ZM80 185V186H79ZM87 186L86 188H85V186ZM112 185H114V184H112ZM5 186V187H4ZM262 186H264V185H259L258 186V188H257V190H256V192H257V194H255V200L253 199V200H250L251 201V203H252V201L254 202H257L256 200H258V202H257V207L254 209V210H256L255 212H257V211H259L260 212V215H259V212H258V214L257 213H255L254 212V210H252V214H251V211H247V210H244V212H242V216H240L239 218H238V220L237 221H241L242 223L243 222H247V221H249L252 217H256L257 219L261 216V210L262 209H264V206H261V205H259L258 203L260 202V204H262V205H264V198H262V195L260 196V194H262V193H264V187H262ZM73 187V186H72ZM81 187V188H80ZM85 189H84V188ZM102 187H104V188H102ZM156 187V186H155ZM261 187V188H260ZM90 188H91V190H90ZM106 188H108V189H106ZM160 188V185L158 186L157 185V190ZM84 189V190H83ZM87 189V190H86ZM262 189V190H261ZM9 190V191H8ZM89 190H90V192H89ZM161 190H163L162 189V186H161V188L158 190L159 192H162ZM261 190V191H260ZM18 191V192H17ZM83 193H82V192ZM260 191V192H259ZM85 192V193H84ZM86 192H88L87 194H86ZM97 192V193H96ZM102 192V193H101ZM255 192V193H256ZM10 193V194H9ZM19 193H20V195H19ZM103 193V194H104ZM3 194V195H2ZM84 194V195H83ZM83 196V197H82ZM97 197V199L98 198H100V197ZM86 197V198H85ZM92 197H93V200H92ZM8 198V199H7ZM87 198V199H88ZM258 198H260V199H258ZM5 200V201H1V200ZM89 200V201H90ZM259 200H261V201H259ZM250 201H244L243 203H244V205H243V203H238V204H228L226 207H225V209L223 210L224 212L227 210L226 208L228 207V209H230V208H232V206L234 207V205H236L237 207H238V205H240V206H246ZM90 202V203H91ZM246 202V203H245ZM248 202V203H247ZM0 203V204H1ZM89 203V204H90ZM2 207H3V209H2ZM260 207V208H259ZM4 211V204L2 203L1 205H0V211ZM3 211H2V213L0 212V215L2 216V214H3ZM222 211V212H223ZM245 212H246V214H247V216H245ZM248 213H249V216H248ZM256 214V215H255ZM251 215V216H250ZM1 216H0V218H1ZM258 216V217H257ZM231 221H234V222H237L236 220H232V219H230ZM230 220H226V222H225V220L224 221H215V220H209V221H211V223L208 221V222H206V223H195V224H188L189 226L191 225V227H190V230H189V226L187 225V223H184V222H179V223H177V227H175V228H173L175 231L176 230H178V231H184L185 229H187L188 231H192V233L193 234H195L196 235V237L198 238V233H199V238L201 237L202 238V236H203V233L205 232L206 233V235H205V233H204V235L205 236H207L209 239H210V241H208V244H210V245H212V247H215L216 249H222V247H223V243H224V240H223V238L221 237L223 234L225 235H227V236H229L230 238L229 239H232L233 240V237H235L234 236V234H233V230L232 229H234V225L232 224V222L230 223ZM239 221V222H240ZM258 221H260L261 222V219L259 218L258 219ZM222 222V223H221ZM223 222H225V223H229L228 224V226H226L227 224H225V223H223ZM184 225V227H183V225ZM210 223V224H209ZM218 223V224H217ZM220 223H221V225H220ZM198 224H201L200 226L198 225ZM208 224V225H207ZM217 224V225H216ZM232 224V225H231ZM179 225V226H178ZM186 225L188 226V227H186ZM203 225V226H202ZM205 225H206V227H205ZM226 227H225V226ZM172 227V225H170L169 224V227ZM181 226V227H180ZM196 226V227H195ZM197 226H198V228H197ZM202 226V227H201ZM211 226V228H209ZM215 226H216V228H215ZM219 226H221V227H219ZM232 228H230V227ZM170 227V228H171ZM180 227V228H179ZM199 227H201V228H199ZM207 229V231H205L206 229ZM223 227V228H222ZM170 228H168V229H170ZM192 228V229H191ZM196 228V229H195ZM213 228V229H212ZM225 228V229H224ZM195 229V231L196 232H194L193 230ZM219 229H220V231H219ZM222 229V230H221ZM226 229H227V232L229 233V231L231 232V230H232V232L231 233H229V235H228V233L226 232ZM228 229H229V231H228ZM170 230H172V229H170ZM170 230H167V233H168V231H170ZM173 230V231H174ZM186 230V231H187ZM218 230V231H217ZM198 231V232H197ZM204 231V232H203ZM223 231H225V232H223ZM207 232H209L208 234H207ZM215 232V233H214ZM218 232V233H217ZM219 232L222 234H219ZM214 233V234H213ZM255 233L256 234H258V228L255 226ZM212 234V235H211ZM217 234H218V236H217ZM232 234V237L230 236ZM212 236V237H211ZM214 236V237H213ZM218 237L217 238V240L218 241H216V237ZM219 237H221V239L219 238ZM214 238V240H212ZM227 239H228V237H227ZM220 240V241H219ZM221 240H223V243L221 244V243H219V242H221ZM231 240V241H232ZM234 240H235V238H234ZM234 240H233V242L232 243H234ZM211 241H212V244H211ZM217 242V243H216ZM158 243V242H157ZM231 243V245H232V248H233V246L235 247V245L234 244H232ZM218 244V245H217ZM222 246H221V245ZM214 245H217V246H214ZM224 248V247H223ZM203 249V248H202ZM202 249H200V250H202ZM235 249H237V250H235ZM235 249H232L231 250V253L232 254H234V255H230L229 254V256H232V257H228L230 260H228V259H225V258H221L220 259V261L218 262L217 261V263L216 264H226V262H227V264H237V262L236 261H233V259L235 260V253L237 254L238 252H239V248L238 247H236ZM160 249H158V251L154 254V256H155V258L157 259H152L151 260V262H149L150 264H152L153 262L155 263H157V261L159 262H162V263H164L165 261H167L168 259V257H166V256H162L161 257V251H159ZM199 250V251H200ZM223 250V249H222ZM259 250V251H258ZM234 251V252H233ZM257 253H254L253 255V258H255V256H258V257H256L255 259H253V258H251L252 260H256L257 262H258V258L261 260H259V263L258 264H262L261 262H262V256L260 257V255L262 254V255H264V252H262V251H264V248H262V247H259L258 249H257ZM262 253H261V252ZM256 252V251H255ZM259 253V254H258ZM261 253V254H260ZM156 254L157 255H159V256H156ZM154 256L152 257V258H154ZM159 259H158V258ZM161 257V258H160ZM166 257V259H163V258H165ZM161 259H163V260H161ZM222 259H224L225 260V262L222 260ZM222 261V262H221ZM231 263H230V262ZM185 262V263H184ZM155 263V264H156ZM182 264H191L190 262L188 263V261L186 260V261H182L181 262ZM195 264H199V261H197V263H195Z\"/></svg>", "mask_w": 264, "mask_h": 264}]
</instances>
